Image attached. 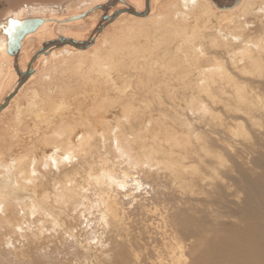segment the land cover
I'll list each match as a JSON object with an SVG mask.
<instances>
[{
  "label": "rangeland",
  "instance_id": "1",
  "mask_svg": "<svg viewBox=\"0 0 264 264\" xmlns=\"http://www.w3.org/2000/svg\"><path fill=\"white\" fill-rule=\"evenodd\" d=\"M102 2L108 11L61 30L92 49L38 65L0 118V264H194L215 236L248 229V201L255 186L264 190V19L239 4L238 23L224 27L218 12L203 16V6L149 0L144 21L128 13L109 24L102 17L116 11V0H0V46L19 19L68 17ZM39 47L33 41L19 51L14 70ZM111 55L121 57L112 78L125 94L94 71ZM33 92L46 104L64 99L81 117H93L108 96V124L94 130L91 147L69 149L57 162L53 144L44 159L63 127L42 133L46 126L28 119ZM19 117L31 126H19L14 139ZM6 138L14 152L2 150ZM20 161L33 174L21 186Z\"/></svg>",
  "mask_w": 264,
  "mask_h": 264
},
{
  "label": "bare ground",
  "instance_id": "2",
  "mask_svg": "<svg viewBox=\"0 0 264 264\" xmlns=\"http://www.w3.org/2000/svg\"><path fill=\"white\" fill-rule=\"evenodd\" d=\"M116 1H118L117 3L120 2V4L116 7L117 8L116 11H113V12L110 11L108 15H103L102 19L104 20L105 23L110 24L117 17H119L121 15L128 14V13H129L128 17H133L137 21H144L146 19V18H144V16H146L148 14V11H149V0H146V2H145L146 3L145 10H143L144 9L143 0L140 1L138 3V5L133 4V3L129 2L128 0H116ZM181 2L189 10H194V8L197 9V8H200L203 6L202 7L203 9L201 10V14L203 16L209 15V14L212 15V14H215L216 12H218L216 14L217 15L220 14L219 17L222 18V20H223L222 22L227 21V22L223 23L224 27L229 26L231 24L233 25L234 23L237 22V19L235 18V17H237L235 15V9H236L235 5H239V4L242 5V9H244V10L250 9L253 7V11H255V13H256L255 15H257L256 17H257L259 22H261L264 19V9L262 8L264 6H262V4L260 3L261 0H228L227 3L229 2V4L226 6H219L221 3V0H215V2L218 4V6L214 3V0H181ZM91 4L92 5L90 7L88 6L89 8H87V9L84 8L85 11L80 12V14L78 12H76L78 14L75 13V15H72V16L67 15L68 17H43V16H39L40 18L43 19L42 25L37 30L30 32V33H27L24 35V37H22L19 51L21 53L23 51V49L25 48V46L26 45H32L33 41H37L39 43L40 47L38 48V50H35V52H33V54L29 58L26 59L25 65L23 64L24 66L21 69V71L14 70L15 69L14 68L15 56L13 54L8 53V47L13 46V42H15L14 36H12V35H10V37L11 36L12 37L10 38V42H8V40H9V32H8V34L5 38V41L3 40L4 43L0 46V80L3 79L4 77H2V76L5 75V70H4L5 68L3 69V67H6V69L8 71V76H9V78L7 79V81L5 83V86H7L6 87L7 90H6L4 96L2 97V100L0 102V106L2 105V107L0 108V118L5 112L8 111V109L11 107L12 102L15 101V98L21 92V90L25 87L27 82L34 79L38 65H47V64H50L52 61L60 60V59L63 62L64 60H66V58H68L70 56H75V55L87 53L90 51V49H92V47L94 45H92L88 50L82 49L83 47H88L89 42H87L81 48L80 47L76 48L73 45H70L72 43H75V44L80 43L79 42L80 39L72 37L71 34L66 35V34H62V32H61V30L65 27H70L73 25L76 26L79 23H82L83 21H85V19H89L91 17H94L102 11H108V4H106V2L96 3V4L91 3ZM150 4H151V2H150ZM212 4H214L215 7ZM215 9H221V10L216 11ZM151 11L153 12V9ZM189 15H191V13L185 12L184 17L186 18ZM35 17L37 18L38 15ZM35 17H30V18H35ZM23 19H27V18L19 19V20H17V22L21 21ZM105 23L104 24L101 23L100 28L99 29L97 28L94 31L95 34L96 33L98 34L101 31V28L104 27ZM234 26H235V29H237V30H240L242 28V26H240L239 24H235ZM261 26L264 27V25H261ZM11 34H12V32H11ZM96 37H97L96 35H93L92 41H96L95 40ZM66 39H68L69 41H74V42H71V43L66 42V44H64ZM60 46H63V47L60 48ZM191 48H193V47H191ZM19 51H18L17 55L19 54ZM119 58H121V57L118 56L116 59V57L111 55V57L107 58L105 61L104 60L103 61L101 60L100 62L97 61L98 63L94 67V71L96 69V72H97L96 75L100 74L99 77H103L107 81V83L108 82L114 83V79L112 78V76H113L112 72H113V69H115V67H117L116 63H118ZM124 59H126V58H124ZM114 85L116 86L115 90H117V91L119 90V93H124V94L126 93L123 89H120V88L118 89L116 83H114ZM33 94H34V92H33ZM6 98H8V99L6 100ZM39 98L40 97L38 96V94L36 92L32 96L30 102L28 103L27 109L30 113L28 119H30L33 122V124H35V126H36V123H39V125L46 126L45 128L39 126V128L41 130H43L42 133H45V131L47 129H51V128L56 130L55 128L59 125H61L63 127V131L59 132V134H57L55 136L53 143H49V146H47V147L45 146L46 147L45 150H42V151L40 150L41 155L44 159L49 158L47 154L50 152L49 147H51L53 144L55 145L54 152H56L57 150L61 152V154H60L61 156H59V158H58L59 161L57 160V162H60L61 159L64 160L62 158V155H64L65 151L67 153V150H69V149H71L73 154H75L76 152H74V151H76V149L79 146L83 147V146H86L87 144L89 145V142L93 140L92 136H94L93 135L94 130L97 129L98 126L103 122L102 121L103 119L106 120L107 121L106 124H108L109 118L106 117V114L102 113V111L104 110L103 105H105V104H102L100 107L98 106L99 110L97 109L98 111H95L93 117L92 116L91 117L90 116L81 117V112H79V109H77L78 110L77 113H73L71 111L70 107H65L66 102L64 99L57 100V102L52 101V103L50 100V102L47 104L45 101H43L44 102V104H43V102H40ZM101 98H103V100H106V99H108V101L110 100V97H108V96H104ZM108 101L106 104L107 106H108V104H111V103H108ZM106 105H105V107H106ZM106 111H108V110H106ZM20 112H21V114H23L22 109L18 110V113H20ZM63 112H65V113H63ZM49 113H53V114L55 113L54 117L52 119H50L51 117L50 118L48 117L47 114H49ZM20 119H22V118L19 117L18 127H17V129L13 130V132L11 134V138L15 139L16 137H18V135L20 137L21 134L20 133L18 134L17 132L20 131L19 128L21 126H31L30 125L31 123L29 121L22 123V121ZM68 121L69 122L73 121L76 124V126L70 125V123ZM11 138H9V139H11ZM9 139L6 138V140L3 141L2 150L6 148L7 150H11L12 152H14L13 150L15 149V146H14V144L12 145L11 142H8ZM62 140H63V142H61ZM56 142H61V143L56 145L55 144ZM95 142H97V141H95ZM14 143H16V142H14ZM91 145L92 144H90L89 146L91 147ZM0 151H1V149H0ZM39 155H38V159L37 158L35 159V157H34V160H39V159L42 160L41 159L42 157ZM56 155H58V154H56ZM66 156L68 157V155H66ZM0 157H1V154H0ZM0 161H1V158H0ZM25 161H20L19 163L22 164ZM40 162H36V166ZM24 164H26V166H24V167H22L23 165L21 166L19 164H18L19 166H17V165H16L17 167L15 166L16 170H19L20 168L22 170L21 175H23V177L20 178V180L18 179V181L20 182V184H19L20 186L26 185L27 183L29 184V182H31V181H28L29 180L28 178L33 176V174L30 175V173L28 172L29 162H27V163L25 162ZM0 168H3V166L0 165ZM8 171H10L9 168H8ZM37 171H39V172H37ZM37 171H36L37 173H41V174L43 173L40 170H37ZM4 173L5 172L2 169L1 174H2V176L4 175V177H5L7 174L5 175ZM8 173H10V172H8ZM16 176L18 177V175H16ZM42 176H44V175H42ZM40 177H41V175H40ZM32 178H30V179H32ZM8 180H10V179H8ZM13 180H15V179H13ZM30 184L32 185V183H30ZM74 185H71V186L73 187ZM66 186H68V185H66ZM26 189H28V188H26ZM76 189L77 188H75V190ZM41 190H43V189L41 188ZM254 191L257 193V195H255V196L253 195L251 197V200L248 201V203L251 202L250 206H252V207L251 208L248 207L249 209L248 208L245 209L246 213L248 212V210H249V213H247L248 214L247 219H245V220L243 219L248 224V226H249L248 229L241 231L237 227L238 229H236L235 231L233 230V233L230 232L231 233L230 237H225L224 235L223 236H221V235L215 236L214 240H212L211 243H209L206 246L207 247L206 249H203L200 251L198 250V253L196 256V261L194 264H264V190L255 186ZM31 192H32V190H31ZM33 192H35V191H33ZM71 192H73V191H71ZM56 193H57V191H56ZM41 194H42L41 198H43L42 204H45L44 202L45 201L47 202L45 197H47L48 194L45 195L46 194L45 192L41 193ZM65 194H67V193H65ZM57 196L59 197L60 194L59 195L57 194ZM74 197H76V196H74ZM52 198H53V196H52ZM0 199H1V197H0ZM68 200H69V197H68ZM60 201H62V200H60ZM42 208H44V206ZM58 209H60V207ZM18 210H20V209H18ZM46 210H49V209L46 208ZM109 210H111V212H113V213H116V212H114V210L112 208H109ZM103 214H104V212H103ZM9 219H10V217H9ZM2 223L4 224V221ZM6 226H7V224H6ZM21 226H23V225H21ZM202 248H205V247L202 246ZM177 264H179V263H177Z\"/></svg>",
  "mask_w": 264,
  "mask_h": 264
},
{
  "label": "water",
  "instance_id": "3",
  "mask_svg": "<svg viewBox=\"0 0 264 264\" xmlns=\"http://www.w3.org/2000/svg\"><path fill=\"white\" fill-rule=\"evenodd\" d=\"M228 0H221V3L219 6H226L229 4V2L227 3ZM214 3L218 6V4L215 2ZM43 23V19L40 17H35V18H27V19H23L21 21L15 22L13 23V25L11 26V28L9 29V40L8 42H10V38L12 36H14V41L13 42V46H9L8 47V53L9 54H13L16 58H17V53L19 51L20 48V43H21V39L22 37H24L25 34L33 32L35 30H37ZM12 32V34H11ZM10 35H12L10 37ZM71 43L74 41H69L68 39H66L65 43ZM63 44V45H64ZM86 43L84 42H80V43H72L70 45H73L76 48H81L83 45H85ZM58 46V45H57ZM83 49V48H82ZM8 98H6L7 100ZM2 107V105L0 106V108Z\"/></svg>",
  "mask_w": 264,
  "mask_h": 264
}]
</instances>
